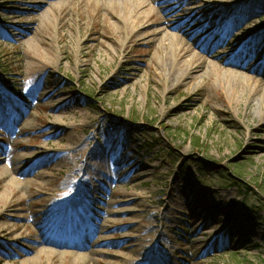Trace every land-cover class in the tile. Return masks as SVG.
Wrapping results in <instances>:
<instances>
[{
    "label": "rangeland",
    "instance_id": "obj_1",
    "mask_svg": "<svg viewBox=\"0 0 264 264\" xmlns=\"http://www.w3.org/2000/svg\"><path fill=\"white\" fill-rule=\"evenodd\" d=\"M35 1L0 0V264H76L14 255L15 226L82 244L81 264H264V80L190 52L264 79V0H144L126 14L116 0H57L40 21L50 6ZM25 18L45 62L9 25ZM59 98L76 111L67 125Z\"/></svg>",
    "mask_w": 264,
    "mask_h": 264
},
{
    "label": "bare ground",
    "instance_id": "obj_2",
    "mask_svg": "<svg viewBox=\"0 0 264 264\" xmlns=\"http://www.w3.org/2000/svg\"><path fill=\"white\" fill-rule=\"evenodd\" d=\"M41 1V0H40ZM46 3H48V6L46 9H42L40 11H36L35 15H38L37 18H35L37 21H40L42 19H44V16H49L51 17L52 14L54 13V9L58 8V7H62V4L56 3L58 2L57 0H45ZM103 1V0H102ZM106 1V0H104ZM138 1V2H137ZM144 0H116V2H120L122 3L117 4L121 10L122 13L126 14V13H135L138 10L141 9V7L145 6L144 5ZM36 3H39V0L35 1ZM108 5H113L115 6L116 4H112L108 2ZM117 6V7H118ZM180 6V5H178ZM106 10H110V12H112L113 14H116V10L115 7H113L112 9H106ZM13 18H9V21H12ZM18 19H23V18H16ZM16 20V21H17ZM18 25L12 24L10 22L9 25H11L14 28L13 33L15 34L16 40L21 41H30V44L32 46V48H34L35 50V54L28 56V58L30 59V61H36V62H45V58H46V54H44L41 51L40 45L38 44L37 40H36V36L42 38V30L39 26H36L35 30H34V34L36 35H32L30 32L31 27H34V25H36V22L33 20H28L27 18H25L24 20H22L21 22H18ZM30 31V32H29ZM165 35H169V36H175L172 33L168 32L167 30L164 31ZM117 43H119L118 41H116V45ZM61 46L59 44V47H64L63 41L61 42ZM105 47V46H104ZM186 51H189L188 49L191 48L189 45L186 44ZM109 50L110 52L112 51V48H110L109 46H106V50ZM181 51L179 50V53ZM191 52V59L192 61L195 63H203L205 62V59L207 57L210 58H214L217 64H219L218 70H216L217 72L224 74L225 76H230L232 78H234L235 80H239V78L245 76L247 78L248 81H253L255 85H259L262 83L263 79V75H261V77H257L255 75H252L250 73V70L248 67H246L245 65H241L240 63H231L229 65L223 64L222 62H220V60L217 58V56L215 54H201V53H197V52ZM182 53V52H181ZM181 57V54H180ZM51 58H48V61L51 62L52 60H50ZM78 60H80V58H78ZM151 60V59H150ZM54 61H56V59H54ZM207 61V60H206ZM148 63H150V61H148ZM151 64H149L148 66H150ZM208 69L211 70L213 67V62H209V64H207ZM232 66V67H231ZM243 70V72L241 71ZM117 71L112 70L111 71H99V76L101 78H103V80L106 79H111L113 77V75L116 73ZM245 74V75H244ZM87 75V74H84ZM88 78H90L91 76L88 74L87 75ZM94 76L92 75V77L90 79H93ZM52 97H55V94H51L49 99H52ZM58 104L57 106H55V109L57 108V115L55 114V120L56 119H65L66 123L65 125H67V121H68V116H66V113H70L75 115L76 111L72 108H70L68 106L67 103H70V101H68L65 98H59V100L57 101ZM56 124L59 125V127H56L57 129H60L59 131H63L64 127L63 123L59 122V121H55ZM26 156V154H21V155H17L14 158V166L12 167L11 171L13 172L14 170H16L17 168V163L20 162L22 159H24V157ZM3 161V158H0V175L4 174L6 175L7 173V167L4 165V163H1ZM130 169H135L130 168ZM3 177V176H2ZM16 179L14 176H12L10 179ZM17 180V179H16ZM19 180V179H18ZM25 181H30V180H25ZM31 183V181H30ZM48 191V189H46ZM45 193H49V192H45ZM35 194L37 195H41L42 193L40 191H37ZM52 198L53 200L55 199H59L60 201L66 203L67 206L71 205L70 208L73 205H77V203L81 200H79V198H74V200L72 199H68L67 200V196L62 192H54L52 194ZM16 199H20V197L16 196ZM66 199V200H64ZM197 199V198H194ZM43 200H48L46 198H43ZM41 200V201H43ZM33 203H36L35 201ZM43 206V205H41ZM51 207H53V209L55 210V206L51 204ZM44 209L41 208V211H43ZM40 211V212H41ZM47 209L45 210L46 213V217L49 220V225L50 226H55V218L49 216L47 214ZM39 212V213H40ZM2 226V223H0V227ZM48 231L45 230H38L39 233H35V234H24V231L26 229H21V227L15 226L11 232H17L18 236L21 241L22 246L19 247L17 250H14L12 253H14V255L18 256V257H25L29 254H31L33 251L37 250V252L39 253V255L45 254L47 256H52V255H58L59 257H65L66 252H70L73 253L71 256L72 260H74L76 262V264L78 263H82L84 261V257H81L80 255L84 254L85 250L82 248V244L79 245L77 242H69V241H65L63 239H59L55 237V231L51 228L48 227ZM232 229V227H230V230ZM229 231V230H228ZM24 239H28V243L22 242V240ZM1 261V258H0Z\"/></svg>",
    "mask_w": 264,
    "mask_h": 264
},
{
    "label": "trees",
    "instance_id": "obj_3",
    "mask_svg": "<svg viewBox=\"0 0 264 264\" xmlns=\"http://www.w3.org/2000/svg\"><path fill=\"white\" fill-rule=\"evenodd\" d=\"M236 167L240 169V165H237ZM233 179H234V178H233ZM233 182H236L235 179L233 180ZM246 188H247V187H246ZM247 189H248V188H247Z\"/></svg>",
    "mask_w": 264,
    "mask_h": 264
}]
</instances>
